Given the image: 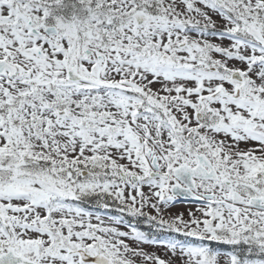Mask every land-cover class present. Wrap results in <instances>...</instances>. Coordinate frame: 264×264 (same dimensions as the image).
Here are the masks:
<instances>
[{"label": "snow or ice", "instance_id": "1", "mask_svg": "<svg viewBox=\"0 0 264 264\" xmlns=\"http://www.w3.org/2000/svg\"><path fill=\"white\" fill-rule=\"evenodd\" d=\"M0 264H264V0H0Z\"/></svg>", "mask_w": 264, "mask_h": 264}]
</instances>
